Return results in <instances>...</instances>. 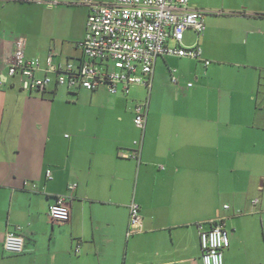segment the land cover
Instances as JSON below:
<instances>
[{
  "label": "crops",
  "instance_id": "obj_1",
  "mask_svg": "<svg viewBox=\"0 0 264 264\" xmlns=\"http://www.w3.org/2000/svg\"><path fill=\"white\" fill-rule=\"evenodd\" d=\"M189 2L205 12V29L193 39L186 31L183 44L197 39L209 64L155 58L150 86L141 85L155 87L144 101L143 131L120 86L115 93L105 85L84 89L81 99L102 109L108 101L109 112L89 110L81 123L71 118L68 134L60 128L66 116L55 108L59 86L21 91L7 68L18 38L27 57L52 52L55 63L80 60L89 2L0 0V264H202L196 224L218 217L230 242L223 264H264V238L249 237L256 228L264 233V0ZM20 5L48 14L38 22L36 14L18 16ZM65 27L78 52L63 56L71 45L52 40ZM82 89L66 88L77 97ZM203 184L215 194L204 204ZM224 188L228 201H217ZM56 195H67L65 223L48 216ZM131 201L141 227L127 236ZM17 226L25 246L10 254L3 239Z\"/></svg>",
  "mask_w": 264,
  "mask_h": 264
},
{
  "label": "built area",
  "instance_id": "obj_2",
  "mask_svg": "<svg viewBox=\"0 0 264 264\" xmlns=\"http://www.w3.org/2000/svg\"><path fill=\"white\" fill-rule=\"evenodd\" d=\"M89 2L86 30L79 42L81 58L77 62L66 60L54 62V53H48L43 59L27 57L24 53V40L18 38L7 73L14 79L21 91L45 92L50 86L66 88H84L95 90L105 85L107 90L115 93L120 86L127 95L134 85L150 86V75L155 58L169 54L179 57L209 60L202 57L198 40L184 45L186 31L199 36L205 29L203 10L190 5L189 0H113L110 3ZM172 41V45L168 41ZM172 82L177 79L171 76ZM3 80L0 79V85ZM191 86L192 83L187 84ZM133 122L142 131L146 124V103L133 107ZM138 143V141H135ZM122 157L137 158L135 152L122 151ZM46 177L51 179V172L46 170ZM76 184H69L70 189ZM226 208L227 205H224ZM51 221L65 223L69 221L70 212L67 195H56L48 207ZM198 222L199 242L202 264H223V251L229 246L228 233L224 228L223 218ZM264 225V219L261 220ZM141 216L139 205L131 201L129 205V222L126 235L130 236L140 230ZM25 246L21 227L5 233L3 249L10 254L23 252Z\"/></svg>",
  "mask_w": 264,
  "mask_h": 264
},
{
  "label": "rangeland",
  "instance_id": "obj_3",
  "mask_svg": "<svg viewBox=\"0 0 264 264\" xmlns=\"http://www.w3.org/2000/svg\"><path fill=\"white\" fill-rule=\"evenodd\" d=\"M36 1V0H35ZM41 1H46V0H41ZM78 2H81V0H77ZM94 2H104V3H108V1H112V0H93ZM5 4H12V6H19V5H16L17 3H11V2H5ZM21 4V3H19ZM21 7L23 8H20L19 11L17 12V15L18 16H23V17H29L30 15L31 16H36V21H41L45 15L48 14V12H40V13H33L32 12V9H30L29 7H27V5H20ZM81 11V7L80 6H75L73 8V12L75 14H78L79 12ZM16 14V13H15ZM33 14V15H32ZM34 16V17H35ZM66 21H68V15H66ZM63 23H66V22H62L61 24ZM60 24V25H61ZM237 24V22H236ZM42 25V24H41ZM38 26V24H37ZM67 28H62V29H58L59 33L57 36H55V38H53L52 42L54 44H57V45H60V44H67V45H71V52H62L63 56H65L67 53H76L78 52V50L76 52H73V47H72V33L71 32H67ZM186 34V33H185ZM190 39H193L194 35L193 33L191 32L190 34ZM259 39H264V36L259 38ZM47 38H44L43 40L41 41H46ZM49 41V39H48ZM171 44L173 42H170ZM242 45V43L240 44ZM51 51H55V52H58V50L56 48H53L51 49ZM72 55V54H71ZM51 87V86H50ZM48 88V90H50L51 88ZM53 87V86H52ZM164 89V87H163ZM57 92H56V102H55V108L56 110H58V112L60 113H64L65 116H66V119L64 122L61 123L60 125V128L62 129V131H65L66 133L70 134L71 131H72V128L73 130L75 129L73 127V125L70 123L72 122L71 118H74V122H76V117L78 122L81 123L82 121V114L89 111V110H92L94 111L95 113H99V112H102V113H105L104 111L109 112V108L108 105L110 104L108 101H106L104 104H103V109L98 106L97 104H90L88 103L87 99L86 98H82L81 99V94L87 92L84 90V88L81 90L80 92V95L77 97L75 94L73 93H69L67 92L65 86H59L57 88ZM154 90H155V87L153 88H150V90H146L145 87L141 86V85H134L130 88V92H129V95L127 96L128 98V102H129V105L130 106H134L135 103H143L145 101V98L146 96H151L153 93H154ZM165 91H167V93H171L168 91V89L165 87L164 89ZM35 93H40V92H36ZM47 96L49 97H52L51 95L47 94ZM58 104V105H57ZM108 115V119H110L109 117V113L107 114ZM220 185H223V184H220ZM226 186H228L229 184H225ZM223 185V186H225ZM208 187V186H207ZM224 190V193L222 194H218V199L217 201H228V196L227 195L228 193H226V190L227 189H222ZM215 196L214 192H213V189L210 191L209 187L206 188V185L203 184L202 186V198H203V204H204V201H207L209 200V197L210 196ZM212 196V197H213ZM204 221H207V220H204ZM204 221H201V222H204ZM246 221L252 226H254V220L253 219H246ZM204 225H208L207 222H205ZM228 231L230 232L229 228L227 227ZM227 231V230H226ZM262 230H260L259 228H256V230L254 231L255 234H253V232H250V235L249 237L251 238H257V239H263L264 238V233L261 232ZM228 233V232H227ZM253 234V235H252ZM263 235V236H262ZM228 237H229V234H228Z\"/></svg>",
  "mask_w": 264,
  "mask_h": 264
},
{
  "label": "trees",
  "instance_id": "obj_4",
  "mask_svg": "<svg viewBox=\"0 0 264 264\" xmlns=\"http://www.w3.org/2000/svg\"><path fill=\"white\" fill-rule=\"evenodd\" d=\"M172 76V75H171ZM172 81V80H171ZM122 92V91H121ZM129 94V93H128ZM127 94V95H128ZM143 103H146V102H143ZM136 104H138V103H136ZM134 107V106H133ZM146 110H147V103H146ZM133 116H134V111H133ZM225 205H227V204H225ZM224 207V206H223ZM225 208V207H224ZM226 208H228V205H227V207ZM223 222H224V220H223ZM225 228V227H224ZM226 230V229H225ZM22 253V252H21ZM20 254V253H19Z\"/></svg>",
  "mask_w": 264,
  "mask_h": 264
}]
</instances>
